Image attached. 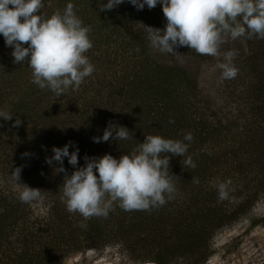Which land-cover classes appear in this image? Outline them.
<instances>
[{"label":"trees","instance_id":"trees-1","mask_svg":"<svg viewBox=\"0 0 264 264\" xmlns=\"http://www.w3.org/2000/svg\"><path fill=\"white\" fill-rule=\"evenodd\" d=\"M43 3L49 16L73 3L84 25L91 26L93 47L86 55L95 71L78 91L57 98L31 83L32 70L13 62V49L0 35V110L13 115L11 121L0 118V264H64L109 247H119L137 264H206L217 232L240 221L264 196V39L240 37L221 46L223 53L237 52L233 63L239 69L234 79H220L225 99L236 105L235 113H225L189 68L213 57L179 47L180 59L156 58L146 26L166 27L161 4L137 10L125 0L100 11L107 0ZM16 116L22 124L13 127ZM109 122L129 129L130 139L95 143L93 137H102ZM188 132L193 140L185 141L186 155L197 167L184 168L183 156H171L177 191L151 211H124L117 204L107 218L85 220L69 213L60 200L64 174L55 172L58 163H46L53 146L70 141L69 151L79 148L77 167H83L85 155L119 159L145 134L182 140ZM25 152L30 155L22 158ZM20 166L19 183L42 190L41 210L18 199L10 174ZM64 167L69 174L75 171L67 157ZM228 179L229 199L221 201L211 182Z\"/></svg>","mask_w":264,"mask_h":264},{"label":"clouds","instance_id":"clouds-1","mask_svg":"<svg viewBox=\"0 0 264 264\" xmlns=\"http://www.w3.org/2000/svg\"><path fill=\"white\" fill-rule=\"evenodd\" d=\"M137 10L145 6L153 9L162 5L167 21L164 29L146 26L154 48L180 59L179 47H188L199 55L219 57L221 46L229 39L240 37L264 39V0H127ZM125 0H107L101 3L100 11L112 10ZM43 0H0V35L11 47L15 64L30 67L31 83L40 89L51 90L57 98L69 90L78 91L85 78L91 76L95 66L86 53L93 47L89 33L68 3L63 12L57 9L50 16L42 9ZM27 45V46H25ZM139 51V49H137ZM235 50L224 53L223 62L216 67L221 70V80L234 79L239 69L233 63ZM0 118L11 121L13 115L0 110ZM169 123H174L170 120ZM22 124L16 116L13 127ZM115 133V135H113ZM112 140H128L129 129L109 122L102 137H93L95 143ZM193 136L190 132L183 139H169L161 135L145 134V139L119 159L111 154L102 157L85 155V166L79 163V148L70 152L73 142L62 148L53 146L46 163L59 164L55 172L63 173L59 192L61 202L69 213H79L85 220L91 217L107 218L117 205L124 211H151L164 206L174 198L175 175L170 174V157L183 156V167L195 169L197 164L191 155H186ZM25 152L22 158L29 156ZM75 171L71 174L64 167V159ZM23 166L12 168L10 180L18 187V199L32 203L43 199L42 190L19 183ZM194 184H199L193 177ZM227 181L214 180L211 186L221 201L229 199ZM81 228L86 227L81 223Z\"/></svg>","mask_w":264,"mask_h":264},{"label":"rangeland","instance_id":"rangeland-1","mask_svg":"<svg viewBox=\"0 0 264 264\" xmlns=\"http://www.w3.org/2000/svg\"><path fill=\"white\" fill-rule=\"evenodd\" d=\"M156 58L170 61V54L156 49ZM224 53L219 57L200 64L190 65L195 69L208 96L214 97V105L223 108L224 112L236 111L234 100L225 99L224 84H221V70L216 67L223 62ZM234 60V58H233ZM227 101L229 106L226 107ZM41 210L42 201L33 202ZM213 254L206 264H263L264 263V196L255 207L240 221L218 231L212 240ZM64 264H137L119 247H109L102 251H88L68 258Z\"/></svg>","mask_w":264,"mask_h":264},{"label":"water","instance_id":"water-1","mask_svg":"<svg viewBox=\"0 0 264 264\" xmlns=\"http://www.w3.org/2000/svg\"><path fill=\"white\" fill-rule=\"evenodd\" d=\"M264 264V263H263Z\"/></svg>","mask_w":264,"mask_h":264}]
</instances>
